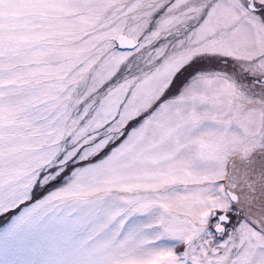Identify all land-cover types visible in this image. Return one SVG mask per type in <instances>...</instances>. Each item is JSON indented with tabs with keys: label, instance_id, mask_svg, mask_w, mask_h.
Here are the masks:
<instances>
[{
	"label": "snow or ice",
	"instance_id": "snow-or-ice-1",
	"mask_svg": "<svg viewBox=\"0 0 264 264\" xmlns=\"http://www.w3.org/2000/svg\"><path fill=\"white\" fill-rule=\"evenodd\" d=\"M0 264H264V0H0Z\"/></svg>",
	"mask_w": 264,
	"mask_h": 264
}]
</instances>
